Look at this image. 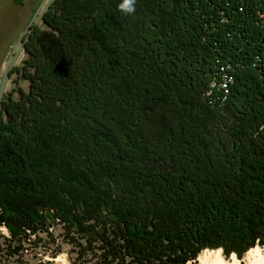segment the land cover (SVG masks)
<instances>
[{
    "label": "trees",
    "instance_id": "1",
    "mask_svg": "<svg viewBox=\"0 0 264 264\" xmlns=\"http://www.w3.org/2000/svg\"><path fill=\"white\" fill-rule=\"evenodd\" d=\"M22 43L28 90L0 104V264L264 246V0H54Z\"/></svg>",
    "mask_w": 264,
    "mask_h": 264
},
{
    "label": "rangeland",
    "instance_id": "2",
    "mask_svg": "<svg viewBox=\"0 0 264 264\" xmlns=\"http://www.w3.org/2000/svg\"><path fill=\"white\" fill-rule=\"evenodd\" d=\"M53 1L0 0V104L9 93L17 95L16 91L19 88L28 90V82L21 80L16 73V69L23 65L26 58L22 38L28 33L31 25L40 23L42 14ZM0 233L6 235L7 231L2 228ZM59 233V228H56L54 237L58 240L61 239ZM43 240L41 245L48 247L49 239L44 236ZM43 250L45 248L31 251L21 258L12 260L11 264H70L67 245H63L62 251L55 258ZM243 259L244 257L239 260Z\"/></svg>",
    "mask_w": 264,
    "mask_h": 264
},
{
    "label": "bare ground",
    "instance_id": "3",
    "mask_svg": "<svg viewBox=\"0 0 264 264\" xmlns=\"http://www.w3.org/2000/svg\"><path fill=\"white\" fill-rule=\"evenodd\" d=\"M200 264H264V247L257 246L255 250L248 252L243 261L235 254L230 259L224 257L222 250H204L198 257Z\"/></svg>",
    "mask_w": 264,
    "mask_h": 264
},
{
    "label": "built area",
    "instance_id": "4",
    "mask_svg": "<svg viewBox=\"0 0 264 264\" xmlns=\"http://www.w3.org/2000/svg\"><path fill=\"white\" fill-rule=\"evenodd\" d=\"M230 81H231V79H226V81H224V82L221 84V87H222L223 89L227 88V87H228V82H230Z\"/></svg>",
    "mask_w": 264,
    "mask_h": 264
},
{
    "label": "water",
    "instance_id": "5",
    "mask_svg": "<svg viewBox=\"0 0 264 264\" xmlns=\"http://www.w3.org/2000/svg\"><path fill=\"white\" fill-rule=\"evenodd\" d=\"M207 250V249H206ZM208 250H213V249H208ZM222 250V249H221ZM222 252H223V250H222ZM233 255V254H232ZM235 256H236V254H235ZM225 257V256H224ZM237 257V256H236ZM226 258V257H225Z\"/></svg>",
    "mask_w": 264,
    "mask_h": 264
}]
</instances>
